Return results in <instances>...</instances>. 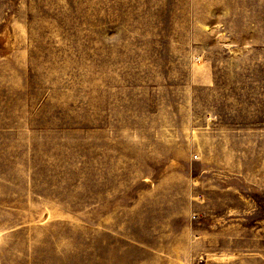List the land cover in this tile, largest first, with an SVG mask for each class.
Wrapping results in <instances>:
<instances>
[{
    "label": "rangeland",
    "instance_id": "rangeland-1",
    "mask_svg": "<svg viewBox=\"0 0 264 264\" xmlns=\"http://www.w3.org/2000/svg\"><path fill=\"white\" fill-rule=\"evenodd\" d=\"M0 264H264V0H0Z\"/></svg>",
    "mask_w": 264,
    "mask_h": 264
}]
</instances>
